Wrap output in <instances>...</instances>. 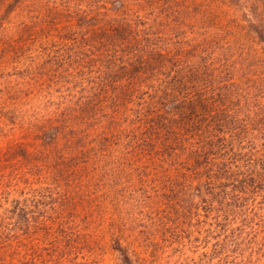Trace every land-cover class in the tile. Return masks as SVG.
Segmentation results:
<instances>
[{"label": "trees", "instance_id": "1", "mask_svg": "<svg viewBox=\"0 0 264 264\" xmlns=\"http://www.w3.org/2000/svg\"><path fill=\"white\" fill-rule=\"evenodd\" d=\"M0 264H264V0H0Z\"/></svg>", "mask_w": 264, "mask_h": 264}]
</instances>
